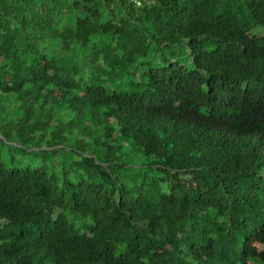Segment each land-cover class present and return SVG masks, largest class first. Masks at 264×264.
Segmentation results:
<instances>
[{
    "label": "trees",
    "instance_id": "obj_1",
    "mask_svg": "<svg viewBox=\"0 0 264 264\" xmlns=\"http://www.w3.org/2000/svg\"><path fill=\"white\" fill-rule=\"evenodd\" d=\"M0 264H264V0H0Z\"/></svg>",
    "mask_w": 264,
    "mask_h": 264
}]
</instances>
